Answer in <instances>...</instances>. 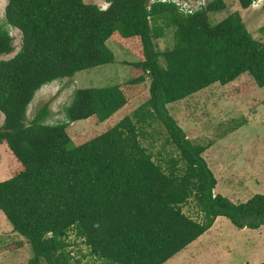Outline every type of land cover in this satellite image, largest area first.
I'll list each match as a JSON object with an SVG mask.
<instances>
[{"label": "trees", "instance_id": "1", "mask_svg": "<svg viewBox=\"0 0 264 264\" xmlns=\"http://www.w3.org/2000/svg\"><path fill=\"white\" fill-rule=\"evenodd\" d=\"M254 0H238L248 9ZM104 9L84 0H8L4 22L21 33V47L0 59V144L8 150L11 177L0 181V211L29 244L28 264H83L68 249V232L103 264H165L225 217L239 229L264 227V194L233 202L214 193L217 179L168 106L215 83L242 74L251 79L235 95L264 87V42L256 40L240 13L212 23L224 0L184 12L172 0H107ZM172 30L174 46L155 40ZM111 39L132 53L129 84L150 80L149 95L131 116L78 145L68 126L95 116L110 119L128 102L120 85L77 88L65 120L50 124L48 103L27 120L36 92L54 81L111 63ZM13 36L0 21V56L14 53ZM161 124L166 167L142 143L146 127ZM190 200L201 214L183 211ZM264 264V262L259 263Z\"/></svg>", "mask_w": 264, "mask_h": 264}, {"label": "rangeland", "instance_id": "2", "mask_svg": "<svg viewBox=\"0 0 264 264\" xmlns=\"http://www.w3.org/2000/svg\"><path fill=\"white\" fill-rule=\"evenodd\" d=\"M102 9L108 6L107 0H84ZM164 1V0H163ZM180 9L206 5L213 0H172ZM226 9L210 14L209 19L216 23L231 13L239 12L245 26L258 41L264 42V0H258L248 9H243L238 0H224ZM8 0H0V21L13 36L14 53L0 56L8 59L21 47V33L4 22V10ZM107 46L115 60L78 72L73 78L54 81L38 90L27 110L30 120L36 110L49 105L51 115L47 123L55 124L65 120L63 108L69 103L77 88L120 85L128 97V102L109 120L98 122L95 116L71 123L67 132L72 143L78 145L105 131L124 116L131 114L143 104L149 95L150 80L140 85L129 84L132 77L131 63L136 57L109 39ZM158 50L172 49V30H166L164 37L155 40ZM248 74L225 85L215 83L188 98L168 106L171 115L195 143L210 146L203 156L212 169L217 186L214 193H220L233 202H244L255 194H264V87L238 96L234 91L250 81ZM4 116L0 112V126ZM147 135L142 143L148 148L155 161L166 167L167 154L178 158L177 152L164 143L166 132L161 124L146 127ZM12 164L8 150L0 144V181L11 177ZM183 211L194 219L201 214L190 200ZM71 246L68 248L74 259L83 264H103L89 255L87 246L73 231L68 232ZM24 240L13 231L11 224L0 211V264H28L33 256L29 244L14 250L9 245ZM12 246V245H11ZM264 262V227L260 229H239L225 217L216 218L214 224L204 234L174 255L165 264H259Z\"/></svg>", "mask_w": 264, "mask_h": 264}, {"label": "built area", "instance_id": "3", "mask_svg": "<svg viewBox=\"0 0 264 264\" xmlns=\"http://www.w3.org/2000/svg\"><path fill=\"white\" fill-rule=\"evenodd\" d=\"M258 0H254L252 5H254ZM202 5V4H201ZM198 7V6H197ZM197 7H191V8H184V12H192L195 10ZM183 11V10H182Z\"/></svg>", "mask_w": 264, "mask_h": 264}]
</instances>
